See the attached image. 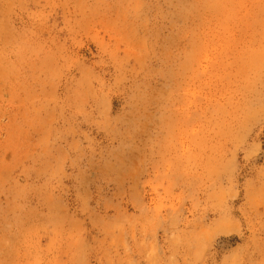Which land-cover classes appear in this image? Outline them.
<instances>
[{"label":"rangeland","instance_id":"obj_1","mask_svg":"<svg viewBox=\"0 0 264 264\" xmlns=\"http://www.w3.org/2000/svg\"><path fill=\"white\" fill-rule=\"evenodd\" d=\"M0 264H264V0H0Z\"/></svg>","mask_w":264,"mask_h":264}]
</instances>
